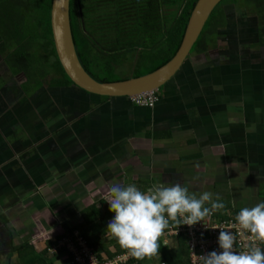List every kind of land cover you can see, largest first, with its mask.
I'll use <instances>...</instances> for the list:
<instances>
[{"label": "crops", "instance_id": "0c3cea01", "mask_svg": "<svg viewBox=\"0 0 264 264\" xmlns=\"http://www.w3.org/2000/svg\"><path fill=\"white\" fill-rule=\"evenodd\" d=\"M234 31L218 36L223 52L218 63L209 65L207 56L191 53L156 91L153 109L53 84L50 75L27 89L0 76V146H5L0 187L8 193L0 196L5 206L0 242L6 241L5 248L30 244L33 251L21 257L23 264L40 256L51 264H72V235L81 211L106 201L117 183L139 190L180 183L199 196L192 185L201 192L203 178L224 176L213 185L231 188L230 196L238 198L234 209L262 202L264 32L245 25ZM241 176H249L245 185L235 179ZM241 190L247 202L237 204ZM98 227L96 221L88 230L96 234ZM160 240L168 248L176 243L167 234ZM116 246L114 241L109 250ZM126 255L123 249L113 258ZM10 258L9 264L19 261L16 254ZM139 261L167 264L160 253Z\"/></svg>", "mask_w": 264, "mask_h": 264}, {"label": "trees", "instance_id": "16d2710c", "mask_svg": "<svg viewBox=\"0 0 264 264\" xmlns=\"http://www.w3.org/2000/svg\"><path fill=\"white\" fill-rule=\"evenodd\" d=\"M196 1L69 0L73 48L80 66L98 83L126 80L128 73L122 78L119 76L122 70L130 71L132 78L153 72L170 61L177 52ZM51 2L52 0H0L2 64L7 69L18 68L26 76L30 88L38 87L49 75L53 84H71L60 68L53 44L50 26ZM238 2L240 0H221L213 8L191 53L206 52L208 42L205 36L208 33L217 35V30L228 19L245 23L243 16L246 12L253 14V22L258 21V29L254 31H259V35L263 34L264 0H242L241 6L226 12L227 3L233 5ZM244 25L248 29L254 28L250 23ZM218 31L217 36L227 33L222 28ZM213 186V200L224 204L218 211L237 214L239 210L234 209L229 201L228 187L225 185V188L224 184ZM262 199L264 202V196ZM112 215L114 213L109 211L106 201H99L97 206L91 204L81 211L79 222L74 227L84 246L91 250L98 261L112 259L123 251L118 246L114 252L110 251L109 248L116 240L105 237L107 218ZM96 221L100 229L92 234L88 228ZM170 225L173 223L170 222ZM159 242V253L167 264H188L181 238L175 239L176 244L181 247L179 250H170L161 245V240ZM48 246L49 244L45 245ZM6 250V258L9 260L12 254L20 258L32 252L33 248L24 243L18 247L9 246ZM135 262L140 261L132 258L127 264ZM25 264L51 263L44 256H40Z\"/></svg>", "mask_w": 264, "mask_h": 264}, {"label": "clouds", "instance_id": "9594fccd", "mask_svg": "<svg viewBox=\"0 0 264 264\" xmlns=\"http://www.w3.org/2000/svg\"><path fill=\"white\" fill-rule=\"evenodd\" d=\"M11 80L16 79L11 78ZM212 196L213 194L207 191L197 196L180 183L168 186L154 185L146 192L139 190L134 184L127 186L114 184L108 190L106 199L109 211L114 213L107 223V235L126 250L130 256L127 262L132 258L150 259L159 254L160 237L167 234L164 230L170 226V222H173L176 227L192 226L202 222L215 211L226 212L218 211L224 207V204L218 200L214 201ZM206 204L210 206H205ZM234 220L239 225L241 234H249L248 239L251 244L248 249L234 251L236 237L231 231L221 230L218 235V246L221 251L214 250L200 255V264H264V251L260 246L264 245V202L257 203L253 207L241 208L235 214ZM72 236L74 255L77 251L83 250L86 255L95 258L91 251L86 250L77 232H74ZM75 238L80 240L82 246L74 243ZM161 242L163 247H167L163 241ZM106 260L111 259L103 261ZM72 261V264H76L74 260Z\"/></svg>", "mask_w": 264, "mask_h": 264}, {"label": "water", "instance_id": "95a60500", "mask_svg": "<svg viewBox=\"0 0 264 264\" xmlns=\"http://www.w3.org/2000/svg\"><path fill=\"white\" fill-rule=\"evenodd\" d=\"M221 0H197L186 25L180 46L165 65L140 77L126 80L98 83L89 77L80 66L73 48L69 23V0H52L50 26L56 56L60 68L71 85L87 94L105 97L131 96L157 91L163 87L187 61L197 38L213 8Z\"/></svg>", "mask_w": 264, "mask_h": 264}, {"label": "built area", "instance_id": "2783aa9c", "mask_svg": "<svg viewBox=\"0 0 264 264\" xmlns=\"http://www.w3.org/2000/svg\"><path fill=\"white\" fill-rule=\"evenodd\" d=\"M132 105L153 109L158 98L156 91L131 96L128 98ZM233 212H213L209 217H206L202 222H197L192 226L188 225H170L167 228V235L170 238H181L184 248L186 249L188 264H200L199 256L205 255L211 251H221L218 246V235L221 230L231 231L236 237L234 243V251L240 252L248 249L251 241L248 239L249 234H241L239 225L234 220ZM74 243L82 246L79 239L75 238ZM259 242H257L258 244ZM264 251V245H260ZM74 261L76 264H125L129 259V255L111 260L98 262L90 255H86L83 250L75 253Z\"/></svg>", "mask_w": 264, "mask_h": 264}, {"label": "rangeland", "instance_id": "374dc122", "mask_svg": "<svg viewBox=\"0 0 264 264\" xmlns=\"http://www.w3.org/2000/svg\"><path fill=\"white\" fill-rule=\"evenodd\" d=\"M226 4V3H225ZM243 4V2H242V0H240V2H238V4H231V3H227L226 4V7H227V9H226V12H230L231 11V9L232 8H236V7H239V6H241ZM230 6V7H229ZM241 11H242V9H241ZM248 18L246 19V20H249V21H251L252 20V18H253V14L252 13H250V12H246V14H245ZM257 20L255 21V22H253L252 21V25H254V27H256V25H257ZM220 29V28H219ZM218 29V30H219ZM217 30V31H218ZM206 38V40H207V42H208V45L206 46L207 48L206 49H213L215 46V44H216V46L218 47V46H220V44L218 43V40H217V35H215L214 33L213 34H207L206 36H205ZM213 37V38H212ZM215 38V39H214ZM215 41V42H214ZM214 42V43H213ZM255 48H256V45H255ZM6 51V50H5ZM0 55H2V53L0 52ZM192 57V55H189V57H188V59H190ZM0 58H1V56H0ZM3 65L0 63V76L1 77H3V79H4V81H9V80H11V78H14V79H16V81L17 82H19V83H21L22 84V86H25L24 84H28L29 85V82H28V80H27V78H26V76L23 74V73H20V71H19V69L18 68H15V69H9V70H6L5 68H3L2 67ZM4 72V73H3ZM125 73H128L127 74V76L128 75H130V71L128 72V71H124V70H122L121 72H119V76L122 78V77H124L125 76ZM5 75V76H4ZM18 75V76H17ZM146 75V74H145ZM19 77V78H17V77ZM126 76V77H127ZM49 79H50V77H49ZM29 86H26V87H23L24 89H27ZM259 110H260V108H259ZM261 112H262V114L264 115V110H262L261 109ZM0 149L3 151L4 149H5V146L2 144L1 146H0ZM198 167H200L201 168V166H199L198 165ZM224 177V176H223ZM223 177H221L220 176V178H221V180H220V178H219V176L217 177L216 175L212 178V180H210V181H207V180H204V178L202 179V181L200 182V185H201V187H200V189H201V192H200V190L197 188L198 186H197V184H194V185H192L191 187H193V188H195V189H197L196 191H197V193L200 195L201 193H203V192H205V191H207V192H210L212 189H213V187H212V185H213V183H220V181H222V180H225ZM236 179V181H238V183L240 182V183H242L243 185H245L246 183H247V181H248V179H249V176L248 177H245V176H241V177H238V178H235ZM198 183V182H197ZM184 186H186L185 184H184ZM225 186V185H224ZM187 187V186H186ZM5 188H6V190L9 192V186H5ZM222 188V187H221ZM225 188H227L226 186H225ZM229 188V187H228ZM220 190V189H219ZM229 190L231 191V188H229ZM228 190V191H229ZM0 191H1V193H0V196L2 197V195H5V196H7V194L8 193H3V191H2V188L0 187ZM241 193H242V196H240V199H239V202L237 203V204H242V203H245V202H247V199H245L244 197H243V194H244V192L241 190ZM238 194H240V191H238ZM227 196V195H226ZM238 198H235V196L233 195V194H231V196H230V194H229V201L231 202V205H234L235 207H236V201L235 200H237ZM1 200V199H0ZM5 209V206L3 207L2 205H1V203H0V217H1V215H2V211ZM4 227H0V240L1 239H5V237H4V235H3V233L1 232L2 231V229H3ZM97 229H100L99 227L97 228ZM165 231V230H164ZM165 232H167V230L165 231ZM167 242H169V240H166ZM170 242H172V241H170ZM6 241L4 242V244L3 243H1L0 242V264H7L8 262H12L11 260L13 259V257H11L9 260L6 258V253H7V250H6ZM168 245L169 244H167V247H168ZM169 249L170 250H179V249H181V247H179L178 246V244H176V243H173V245L171 246H169ZM8 260V261H7ZM25 261V259H23V258H19V261H18V264H23V262ZM16 263V261H14L13 263H10V264H15Z\"/></svg>", "mask_w": 264, "mask_h": 264}, {"label": "flooded vegetation", "instance_id": "af4514ba", "mask_svg": "<svg viewBox=\"0 0 264 264\" xmlns=\"http://www.w3.org/2000/svg\"><path fill=\"white\" fill-rule=\"evenodd\" d=\"M248 17L246 16V15H244L243 16V21H245V23H242V22H240L239 20H234V19H231V21L228 19V21H226L225 23H224V25H222L220 28H222V29H224L225 31H227V32H229V33H234L235 31H234V29L235 28H238V27H241V26H243L244 24H247V23H252V20L251 21H248V20H246ZM244 29H245V27H243ZM253 30H256L257 29V26L256 27H254V28H252ZM218 32L219 31H217V35H218ZM233 37V35H231V37L230 38H232ZM217 38H218V36H217ZM219 44H220V46H216V44L214 45L215 47L213 48V49H207L206 50V52H203V53H199L200 55H205V56H207L208 58H209V60H208V64L209 65H213V63L214 64H216V63H218V59H217V57H218V55L217 54H222L220 51V47H221V41H219L218 42ZM1 56V55H0ZM2 57L0 58V62L2 63ZM3 68H4V66H2ZM15 69V68H14ZM9 70V69H8ZM5 76V75H4ZM18 76V75H17ZM16 76V77H17ZM14 84H16V81H14L13 82ZM23 87V86H22Z\"/></svg>", "mask_w": 264, "mask_h": 264}]
</instances>
